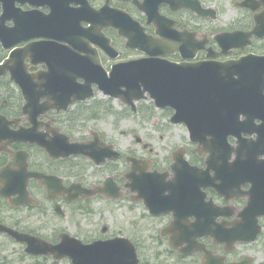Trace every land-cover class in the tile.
I'll return each mask as SVG.
<instances>
[{
  "label": "flooded vegetation",
  "instance_id": "flooded-vegetation-1",
  "mask_svg": "<svg viewBox=\"0 0 264 264\" xmlns=\"http://www.w3.org/2000/svg\"><path fill=\"white\" fill-rule=\"evenodd\" d=\"M139 5L142 7L140 8ZM102 6L107 8L105 13L117 9L137 20L144 27L141 33H146L153 40L161 35L174 36L178 34L185 37H188V34L191 35L193 39L188 37L191 42L189 46L195 49L191 50V54L194 56L192 61L206 60L208 50L212 53L221 51V47L215 39L216 36H233L245 33H249L250 41L248 43L242 48L230 47L227 55L218 54L214 59L218 61L237 59L250 53L264 56V34L258 36L252 32L256 26H264V0H218L216 2L214 0H0V34H7L6 29L14 27L16 31L18 28L21 34L12 36L9 40H14L23 35L29 36V38L14 44L12 48L25 47L29 43L42 40L55 42V46L48 50L45 57L43 52L39 54L41 61L37 62L38 57H34L25 58L20 63V71H23L22 64H34L28 68V72H37V75L51 77L65 64H70L69 58L71 57L77 59V64H88L93 59L92 50L89 51L86 47V33L82 29H77L76 25L81 24V27H85L87 23L84 20L89 14L88 11L91 8L100 9ZM223 6L228 8L223 9ZM114 18L119 19L117 16ZM165 19L173 21L172 26L167 24ZM103 31L110 38L109 44H111H107L102 39L96 40L104 46L105 50L95 44V53L100 65L107 71L118 62L151 56L150 53L139 48V46H145L146 42H137L138 48H130L126 45V38L119 34L118 28L105 27ZM137 33L140 35V31ZM51 34H57L59 37L50 36L46 38L47 35ZM230 40L236 42L233 37ZM228 42L229 38L222 41L224 46H227ZM160 43L163 45L162 50L173 52L172 55L164 57L177 62L183 60L175 47L169 46L162 40ZM3 46L0 40V64L6 60L9 54V49ZM150 52H154V50ZM113 53L115 56L112 55ZM84 78L85 74L81 73L75 82L82 85ZM42 82L36 84L35 91L26 92L28 95L41 94L35 106H24V94L21 88L11 81L9 72L0 75V113L5 114L8 119L15 118L16 125H12V129L19 127L34 128L36 125V138L33 143L16 141L10 144L9 147L16 151L14 155L7 151H0V169L7 166L15 170L17 181L16 192L5 196L3 186L8 181L4 177L0 179V186H2L0 189V222L16 229L20 224H24L26 225L23 227L24 230L31 232H34L35 229L30 228L29 225H37L40 230L36 232L44 235L43 230L46 228L53 231L51 227L55 220H83L87 214V202L101 200L99 195L89 199L79 197L73 201H66L60 195L61 192L69 189L73 194H77L80 189L101 185L106 178L111 179L113 183L120 184L124 177L119 171V159L105 160L100 164H95L96 159L86 155L88 150L94 151L101 148L99 145L87 146L94 133H97L107 144H112L116 149H119L113 140L95 127L97 122L107 120L113 124V129L116 130L118 118L116 113L112 114L111 104L118 105V101L104 96L102 91L100 92L95 86L93 88L95 91L94 98L85 101H71V103L65 104L61 101L56 102L53 97L42 95L45 93ZM96 98L100 99L95 100ZM101 99H104L105 106L109 107L106 111L110 113L98 117L99 119L76 121L78 112L86 111L96 101L103 103ZM148 103L149 107L153 108L151 102ZM100 109L102 110L101 105ZM33 110L35 111L34 115L32 114ZM154 111L162 116V120L157 118L155 123L167 125V119L172 113V109L167 107L161 110L154 109ZM239 123L243 125L241 122ZM57 134L62 135L69 142L82 145V148L79 152L64 155L67 152V148L64 146L66 144L64 140L59 138L64 145H59L56 150H52L53 154H50L38 144L40 137L46 141H54ZM229 143L235 145L234 139L229 138ZM188 146L185 156L190 165L204 168L205 153L200 154L198 144ZM58 152L59 155L56 154ZM15 156L19 159L18 163L14 160ZM142 157L150 161L149 169L151 170L156 169L160 172L170 170L171 152L164 156L161 166L158 165L157 160L149 155H142ZM233 158L234 154L229 161H232ZM257 158H264V154H258ZM23 167V175L30 174L27 178L22 177ZM210 172L213 173L212 170ZM34 173H36L35 176H33ZM46 177H50V182ZM23 181L26 183L25 195L22 192ZM249 186V184H241L236 192L243 193L249 189ZM102 187L104 186H99V188ZM205 193L206 200L212 199L217 207L232 211L231 216H219L215 220V222L223 223L227 228L231 226L234 218H238L237 214L246 205V195L225 199L224 196L210 188H206ZM16 199H25L26 202L14 206L12 202ZM189 218L194 221L196 216ZM143 220L158 222L157 225L153 226L154 237L156 238L158 233L160 239H168L167 234H161V228L168 226L173 220L172 213L159 216L147 214ZM257 225L258 233L254 241L237 242L230 251L225 250L224 242L216 243L208 235H202L197 239L213 254L223 256L224 262L236 261L246 254H255V262L260 263L264 254V216L257 219ZM18 230L21 231V229ZM240 253L243 254L240 256ZM194 255L197 263L201 264L202 252H196ZM258 257H260L259 260Z\"/></svg>",
  "mask_w": 264,
  "mask_h": 264
},
{
  "label": "water",
  "instance_id": "water-1",
  "mask_svg": "<svg viewBox=\"0 0 264 264\" xmlns=\"http://www.w3.org/2000/svg\"><path fill=\"white\" fill-rule=\"evenodd\" d=\"M139 7L141 8L142 5H139ZM105 9L106 6H102L98 10H92L91 8L88 11L89 14L86 21L90 26L86 32L89 31L94 38H102V27L113 26L118 28L119 34L127 38L126 45L130 48H138L137 42H146L145 46H139V48L150 53V57L117 63L113 65L109 72H106L99 65L97 54L93 49L92 54L94 56L91 64H77V59L71 57L69 58L70 64H65L51 77L29 75L27 73L20 75L18 74L20 64L7 63L0 65V75L6 69H9L12 73L11 78L20 85L23 84L30 92L35 91L36 84H40L43 81L45 93L42 95L51 96L56 102L61 101L64 104L79 98L89 97L91 84L96 83L98 88L105 94L119 97L124 104L130 105L133 111L136 109V101L146 99V92L154 99L156 107L169 106L173 108L175 112L171 120L173 122H185L188 126L191 140L201 143L204 152L208 153L206 158L207 168L201 170L189 165L182 157V152H178L174 156L175 162L171 165V170L174 172L175 177L167 181L164 179L167 173L153 172L152 174L145 172V161L139 163L136 158L127 157V160H132L133 163L131 171L126 174L130 182L125 184L131 190L137 191L138 195L144 199L145 205L152 211H173V213H176L177 220H173L171 223L172 235L170 236V244L173 248H177L179 244L186 241L188 245L183 249L180 248V250L182 252L187 250V252H192L201 248L195 243L197 235L208 233V230L202 231L204 227L210 228L213 232L218 227H225L223 223H213L211 219H208V222L205 220H197L195 222L184 220L185 216L191 214L192 207H196L195 201L199 203L200 209H206L210 206L204 201L205 194L201 191L202 187L211 186L218 193L224 194L228 198L231 196L230 193L234 191L236 194L239 193L236 190L241 184L250 182L252 187L247 192H249L251 199L249 202L250 206L246 208V213L251 212L250 210L253 209L258 210V214L264 213V183L257 181L264 177V160L247 157L249 163H256L255 168L258 170L253 171V173L247 171L246 167H242L241 171H237L233 170L235 166L228 168V164H226L230 150V147L228 146L227 149L226 145L228 135L237 136L239 138L238 142H245L247 154L264 153V98L261 97L264 94H257V92L264 90V64H255V62L258 63L259 61V63L263 62L264 56H249L223 62H168L154 57L156 54L171 53V51L162 50L163 45L160 40L171 47H175L176 51H179L183 57H191V55L186 54V52L194 50L189 46L191 42L188 37L178 34L174 36L161 35L153 40L151 37L141 33L143 27L138 22L130 20L127 23L121 12L111 11L110 13H105ZM117 15L121 16V18L115 19L114 17ZM137 31H140V35ZM252 32L261 36L264 34V26L258 25ZM89 37V34H87L86 38ZM221 37L226 38L225 35ZM231 37L236 42L232 41L227 46L222 45L224 49L229 46L243 45L247 42L249 33H245L244 36L230 35L229 39ZM85 41L87 49L90 50L86 39ZM36 45L37 43H33L29 47L34 49ZM154 49L156 51L150 52ZM112 55L115 56V53ZM16 58L17 54L14 53L12 60ZM23 71H26L25 65L23 66ZM81 73L85 74L87 80L83 85L75 82L77 76L81 75ZM40 95L37 93L28 95L26 93L28 106H35ZM32 114H35L34 110ZM240 114L245 116L243 125L239 123ZM256 118L262 120L259 125H254L253 123ZM0 119L2 121L0 122V140L6 139L3 144L4 149L15 141H34L36 125L32 130L28 131H10L8 126L5 125L10 121L2 116H0ZM242 132H256L258 134L257 139H250L251 142L245 141L241 139ZM207 136L210 137L208 138ZM40 138L38 144L46 147L42 141L43 139ZM59 138L64 140L66 145ZM44 142L50 154H53L52 150H56L61 144L67 148V152L64 155L79 152L82 148L80 144L69 143L62 135H57L54 141L46 142L44 140ZM96 142L98 141L96 140ZM99 149L104 154L107 153L109 155L106 147L102 146ZM237 152H240L239 149ZM56 154L59 155V152ZM89 154L96 161H100L101 156L99 153L89 152ZM115 155L117 156L118 153ZM211 168L214 169L213 175L209 174V169ZM251 168L253 167H247L248 170ZM23 174L24 169L22 168ZM29 175L25 174L22 177L27 178ZM3 177L8 181L3 186V191L8 193L16 192V171H11L7 168L6 171L1 172L0 179ZM46 178L50 182V177ZM219 179L222 180L220 184L218 182ZM25 186L26 183L23 181V194L25 193ZM224 186L225 189H222ZM1 188L2 186H0ZM96 192H102L111 198H119L121 196L117 188L107 180L104 183V187L92 190L80 189L77 194H74L73 198L77 197L79 193L83 196H90ZM68 193L70 196L72 191H68ZM211 209L214 211L215 216L229 214L228 211L220 210L213 205H211ZM254 217L256 215H252L251 219ZM223 230L221 229V232ZM0 231H6L18 241H25L27 243L25 250L28 253L50 254L56 258L69 255L73 264H93L91 259L96 256L95 264H138L132 244L126 245L125 240L121 238L106 240L105 242L95 241L84 246L81 245L80 240H73L72 237H68L69 235H64L60 245H51L39 237L18 232L2 224H0ZM113 247H116V249H110ZM101 248H104L105 252L100 253ZM204 257L207 259V264H221L220 260L212 257L208 251L205 252ZM128 258L131 259L129 263H127Z\"/></svg>",
  "mask_w": 264,
  "mask_h": 264
},
{
  "label": "rangeland",
  "instance_id": "rangeland-1",
  "mask_svg": "<svg viewBox=\"0 0 264 264\" xmlns=\"http://www.w3.org/2000/svg\"><path fill=\"white\" fill-rule=\"evenodd\" d=\"M222 8L228 7L223 6ZM157 118L162 119L160 115L152 118L144 111L132 115L130 118L120 120L116 130L113 129V124H110L107 120L97 122L95 127L113 140L123 152L132 153L136 156L149 155L161 163L167 153L181 145H189L190 141L187 130L183 125L161 127V123H155ZM120 166L123 168L122 171L128 169L125 163L123 165L121 162ZM90 206L94 208V211H87L83 220H74L73 222L55 220L52 222L53 226L51 227L53 231L46 228L44 234L55 235L61 230H67L74 235L77 232L86 234L89 238L90 236L108 237L126 233L137 237L141 255L144 260H149L150 264H157L160 261L158 253L161 250L165 254V243L162 244L160 240H152L147 233L143 234L141 232V226L148 225L145 220H139L142 217L141 213L146 212L142 204L141 206H133L128 199L118 200V202L95 200L90 202ZM104 226L106 230L102 232ZM29 227L40 230L37 225H29ZM152 232L153 229L150 230V233ZM0 246L1 255H5L3 258L5 264H50L48 260H45V262L35 260H43L42 258H19L20 247L17 244L8 242L1 236ZM259 259L260 257H258ZM169 261L174 264H185L189 260H182L173 256ZM66 262L62 260L57 264H67Z\"/></svg>",
  "mask_w": 264,
  "mask_h": 264
},
{
  "label": "trees",
  "instance_id": "trees-1",
  "mask_svg": "<svg viewBox=\"0 0 264 264\" xmlns=\"http://www.w3.org/2000/svg\"><path fill=\"white\" fill-rule=\"evenodd\" d=\"M100 105L102 107V110L100 109ZM109 108L107 106H105L104 103H101L99 101H96L94 103H92L87 109L86 111H81L77 113V118L76 121H80L83 119H92V118H97L98 117L104 115V114H108L110 113L109 111H106V109ZM111 111L113 113H115V111L111 108ZM126 115V111H117L116 116L118 118V120H120L121 118H123Z\"/></svg>",
  "mask_w": 264,
  "mask_h": 264
}]
</instances>
